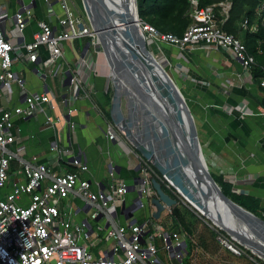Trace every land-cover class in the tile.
I'll return each mask as SVG.
<instances>
[{
  "label": "built area",
  "instance_id": "2783aa9c",
  "mask_svg": "<svg viewBox=\"0 0 264 264\" xmlns=\"http://www.w3.org/2000/svg\"><path fill=\"white\" fill-rule=\"evenodd\" d=\"M34 2L36 0H22L11 16L0 7V84L3 86L7 87L15 82L22 89L25 88L24 79L10 70L14 62L11 53L15 47L2 24L11 17L15 31L22 33L32 17L31 5ZM44 2L49 7L52 6L51 0ZM57 2L65 12L58 19V27L39 20V30L34 34L33 41L24 45L31 61H36L41 46L46 47L49 54L42 61L47 67L64 59L65 42L87 37L92 50H98L99 46V40L89 23L74 14L68 0ZM190 4L192 23L181 36L161 33L138 15L137 23L147 44L158 47L167 44L180 50L195 46L206 50L227 49L241 63L245 72L250 74L255 64L254 56L248 52L242 39L222 29L217 19L216 7H221V14L227 18L231 2L201 7L198 0H190ZM258 15L264 17V0L259 6ZM240 26L253 32L258 30V24L250 25L248 19H244ZM87 51H84L85 54ZM87 55L89 58L83 56L80 59V65L90 68L87 60L90 59V54ZM61 82L74 85L75 97H78L79 90L84 89V80L71 67L65 69ZM260 85L264 88V79ZM53 98L46 88L43 91L27 92L23 104L10 111L0 109V191L8 186L12 162L14 159L20 161L18 175L11 189L0 196V264H164L158 257L159 249L155 243L157 238L162 241L171 258L182 262L187 254L185 233L165 231L160 225L153 223L152 218L144 217L139 220L134 217V213L147 209L151 199L157 196L152 186V178L160 181L172 198L186 204L193 212L195 210L180 190L142 154H136L139 179L136 189L132 190L137 195L127 206L126 194L131 189L130 185L115 177L113 166L110 171L111 181L103 186L88 177L91 170L81 152L74 154L61 150L58 144L53 143L51 152L57 155L66 152L69 164L74 168L61 173L41 162L36 155L24 160L12 149L17 140L14 117L34 116L44 112L46 105L54 108ZM72 111V108L69 109L68 114ZM56 120L45 113L47 125L54 127ZM66 124L74 127L72 121ZM117 129L114 123L108 122L106 136L109 140L119 138ZM121 202L125 205L124 208L119 205ZM67 205L69 211L66 210ZM165 209L171 212L172 206L165 205ZM118 214L129 216L126 224L117 221ZM72 218L77 222L73 223ZM135 219L136 222H133ZM208 225L215 232L219 246L238 256H248L246 248L223 229L210 223ZM92 239L94 244L101 243L102 240L108 244V248L101 250V256L97 259L89 250Z\"/></svg>",
  "mask_w": 264,
  "mask_h": 264
},
{
  "label": "crops",
  "instance_id": "0c3cea01",
  "mask_svg": "<svg viewBox=\"0 0 264 264\" xmlns=\"http://www.w3.org/2000/svg\"><path fill=\"white\" fill-rule=\"evenodd\" d=\"M21 1L0 0V7L11 16ZM51 1V7L44 0H36L31 5L32 17L22 33L15 31L11 17L2 24L15 47L11 53L14 62L10 70L24 79L25 88L22 89L15 82L7 87L0 84V109L10 111L23 104L27 92L46 88L54 97L55 104L54 108L46 105L44 112L31 117H14L17 140L12 149L24 160L32 155L38 156L41 162L57 172L73 170L66 152L60 155L51 152V146L56 143L61 150L74 154L81 152L91 170L88 177L103 186L111 181L110 165L115 169L116 178L132 185L139 179L136 157L139 152L119 129L118 139L109 140L106 136L108 122L113 123L110 114L112 96L111 99L107 98L108 92L112 91L113 95V86L107 61L105 65L100 64L101 52L89 46L85 54L84 49L90 39L78 38L65 42L64 59L47 67L42 61L49 54L46 47H40L36 61L29 59L24 48L26 43L33 41L34 34L39 30V20L58 27V19L65 12L57 0ZM76 16L82 17V14ZM151 48L172 73L189 103L211 172L231 181L237 194L258 200L260 213L264 215V88L260 85L264 78L255 79L252 71L246 73L227 49L206 50L195 46L180 50L167 44L160 47L152 45ZM87 54H90V59H87L90 68L80 65L83 56L89 58ZM95 54L99 56L98 61ZM68 67L84 80V89L79 90L78 97H75L74 85L61 82ZM71 108L73 111L68 114ZM45 113L54 121L60 119L56 120L54 127L45 123ZM68 121L74 122V127H68ZM130 153H133V158ZM19 168L20 161L14 159L8 186L0 191V196L11 189ZM136 195V191L130 189L125 204L129 206ZM119 205L124 204L121 202ZM154 211L155 207L150 202L144 211H135L134 217L139 220L152 218ZM191 212L194 219L201 218ZM128 219L129 216L118 214L120 224H126Z\"/></svg>",
  "mask_w": 264,
  "mask_h": 264
},
{
  "label": "water",
  "instance_id": "95a60500",
  "mask_svg": "<svg viewBox=\"0 0 264 264\" xmlns=\"http://www.w3.org/2000/svg\"><path fill=\"white\" fill-rule=\"evenodd\" d=\"M79 2L99 40L97 51L105 55L110 68L113 86L110 114L114 125L161 174L183 188L191 199L181 194L199 216L206 217L264 261V219L234 202L216 183L187 99L147 44L137 23L136 0ZM89 46L90 42L84 51ZM148 145L152 150L157 145L155 148L163 151L166 167L154 162ZM151 181L157 194L151 199L155 207L152 217L158 219L165 205L174 206L178 201L156 178ZM136 182L129 188L136 189ZM188 182L192 189L185 187Z\"/></svg>",
  "mask_w": 264,
  "mask_h": 264
},
{
  "label": "trees",
  "instance_id": "16d2710c",
  "mask_svg": "<svg viewBox=\"0 0 264 264\" xmlns=\"http://www.w3.org/2000/svg\"><path fill=\"white\" fill-rule=\"evenodd\" d=\"M79 1V0H78ZM231 2L227 18L221 14V7H216V15L222 29L229 33H233L247 47V50L255 58V64L252 67V74L255 79L264 78V17H259L258 9L263 0H198L199 6H207L210 4H218L220 2ZM137 11L140 19L154 26L161 33H172L178 36L183 35L186 28L192 23L190 0H136ZM244 19H248L250 25L257 23L258 30L253 32L250 29H242L240 24ZM112 91L107 93V98L111 99ZM110 118V117H109ZM216 183L234 202L238 203L245 209L251 211L255 215L264 219V215L260 213V203L258 200L233 191V183L222 175H216L211 172ZM164 190L171 195L167 188L162 185ZM149 214V213H148ZM170 231H178L185 233L187 243V254L189 255L196 246L192 242L193 229L188 215L193 216L191 210L180 202L172 206L171 209ZM150 216V214L148 215ZM153 218V217H152ZM210 229H208L209 231ZM209 235H199L200 246L209 249L215 243V232L209 231ZM215 247V246H214ZM190 249V250H189ZM216 250V249H213ZM186 254V255H187ZM255 257V256H254ZM258 262L264 264V261L255 257Z\"/></svg>",
  "mask_w": 264,
  "mask_h": 264
},
{
  "label": "rangeland",
  "instance_id": "374dc122",
  "mask_svg": "<svg viewBox=\"0 0 264 264\" xmlns=\"http://www.w3.org/2000/svg\"><path fill=\"white\" fill-rule=\"evenodd\" d=\"M68 4H69V7L72 9V11L74 12L75 15L82 14V18L87 22V18L85 17L84 13L82 12L80 2L78 0H68ZM99 55H100V60H99V56H97L96 54L94 55L95 59L97 61L99 60L101 65H105V63H106L105 55L103 53H101ZM167 71L172 75V73L168 69H167ZM188 105H189V103H188ZM202 150H203V147H202ZM130 154H131V157L133 158V156H134L133 153H130ZM204 156H206V154H204ZM205 158H207V156ZM151 164L153 167H155V165L153 163H151ZM157 171H159V170L157 169ZM187 208L190 209V207H188V206H187ZM66 210L69 211L68 205L66 207ZM191 211H193V210L191 209ZM170 213L171 212L168 209H165L158 219H154V218H152V219L157 225H160L165 231H170L169 225H170L171 220H172ZM188 219L191 221V227L194 231V236H192V242L196 244L195 248L193 250L189 249L190 252L191 251L192 252L189 255L187 254L184 257L183 261L180 262L179 260L170 257L169 252L163 247L162 241L159 238H157L155 240V243L159 249L158 257L160 260H162L164 262V264H261L255 258L257 256L252 254L251 251L249 249H247L246 247H244V248H246V253L248 254V256H246V255L238 256V255L233 254L232 252L228 251L227 249L222 248L221 246H219V244L217 247V245H215V243H214L213 245L210 246L209 249H206V247H204V246L198 245L199 239H200V237H199L200 233H205L206 235H209V233H210L209 231L211 230V228H208L209 227L208 223H210V224H212V223L206 217H203L200 219H194L192 216L188 215ZM72 220H73V223L77 222V220L75 218H72ZM208 229H210V230L208 231ZM128 234H129V232H128ZM93 240L94 239H92V241H91L89 250L92 252L94 258L97 259L101 256V250L104 251L106 248H108V244L104 240H102L101 243L94 244ZM213 249H216V250H213ZM260 260H262V259H260Z\"/></svg>",
  "mask_w": 264,
  "mask_h": 264
},
{
  "label": "bare ground",
  "instance_id": "6f19581e",
  "mask_svg": "<svg viewBox=\"0 0 264 264\" xmlns=\"http://www.w3.org/2000/svg\"><path fill=\"white\" fill-rule=\"evenodd\" d=\"M157 47H158V46H157ZM158 132L161 133L160 130H158ZM163 138H164L163 136L160 138V141H161V142H163ZM155 146L157 147V145H154V146H153V150H152V148L149 147V145H148V147H149L148 149H150L151 152H152V154L154 155V157H152V154H151V158H152V159L154 160V162H155L156 164H158L159 166H161V167H166L165 158H164V156L162 155L163 151H162L161 149L155 148ZM187 167H188V166H187ZM186 171L189 172L188 169H187ZM182 176L184 177V179H186V175H185V174H183ZM188 179L190 180L189 177H188ZM183 182H186V181H183ZM173 184H174V182H173ZM184 185H185V187H186L187 189H192V185L189 184V182L186 183V184H184ZM174 186H176V187L180 190V192H182L183 194H185L186 196H188V195L183 191V188H182V187H179V186H177L176 184H174ZM188 198L191 199L189 196H188ZM212 217H213V216H212ZM213 219H215V217H214ZM215 220H216V219H215Z\"/></svg>",
  "mask_w": 264,
  "mask_h": 264
}]
</instances>
